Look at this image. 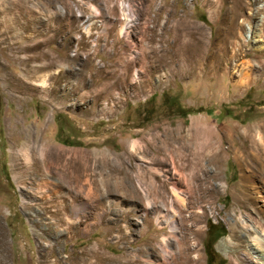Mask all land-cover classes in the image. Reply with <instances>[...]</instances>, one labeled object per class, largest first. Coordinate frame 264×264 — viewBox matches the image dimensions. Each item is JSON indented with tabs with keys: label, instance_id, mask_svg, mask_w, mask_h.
Wrapping results in <instances>:
<instances>
[{
	"label": "rangeland",
	"instance_id": "374dc122",
	"mask_svg": "<svg viewBox=\"0 0 264 264\" xmlns=\"http://www.w3.org/2000/svg\"><path fill=\"white\" fill-rule=\"evenodd\" d=\"M0 22V264H146V249L161 264L163 235L197 264L207 247L213 264H250L241 221L264 226V0H0ZM33 139L81 151L52 165L51 202L26 200L15 178V148ZM88 180L69 226L60 205L86 201L75 183ZM174 183L188 206L170 236L152 208Z\"/></svg>",
	"mask_w": 264,
	"mask_h": 264
},
{
	"label": "bare ground",
	"instance_id": "6f19581e",
	"mask_svg": "<svg viewBox=\"0 0 264 264\" xmlns=\"http://www.w3.org/2000/svg\"><path fill=\"white\" fill-rule=\"evenodd\" d=\"M165 5L166 4L164 2L163 7ZM131 10L132 9L129 8V13L131 15L128 13L127 15L125 14V17L127 19L129 17L132 18L136 15V12L131 11ZM1 23L2 22H0V25ZM3 25L4 27L8 29H13V26L11 24H8L7 22H5ZM121 31L124 35L128 33L126 27H123ZM22 39L24 41V37ZM260 40L261 39H258L257 41H260ZM38 140L36 139H33L32 141L25 140L26 142L20 148H15L17 151L15 152V155L13 157L14 161L16 162L19 159V156H21L24 161L23 162L24 164L22 166H20L19 163L17 162L15 163V178L19 181V183L22 184L21 187L24 188V190L26 191V193L24 194L26 200H31L30 195L31 197L37 198L39 196L38 195L39 191L42 190L41 191L42 195L46 193L45 196H47L48 201L51 202L50 199L52 197V194H47V191L52 190L53 192H60L58 188H62V182L52 179L51 175H49V172H51L52 165L59 164V162L62 161V159L67 154L73 157H78L81 154V151L78 149H69L65 146H57L54 144H50V143L45 142V139L44 141H38ZM135 144H136V141L133 142V146ZM261 167L264 173V162L261 164ZM151 168L152 170H155L154 167H151ZM192 168H195V166ZM198 170L199 171L201 170L205 174V172L209 171V165H207L206 163H203L199 165ZM173 173L179 174V169L177 168L175 164H173ZM61 175H64V174H61ZM248 176L245 175L242 180L246 181ZM27 179H30L32 181V184L36 186L34 190L29 191L28 188L26 187ZM52 185L55 186V188L53 187L54 189L57 188L58 190L51 189ZM75 186H76L75 190L77 192H84L83 194H85L86 201L76 199L74 195L75 192H73V194L71 195L72 200H71L70 208L67 209V205H63L61 203L62 204L60 205L61 208L58 210V211H62L63 212L62 214H64V217H60L59 220L68 223L69 226L72 225L71 219L73 217L79 216V214L82 211H84L86 208L89 207L91 200L93 199L92 196L94 195V191H95L92 186V182L90 180H88V183L86 186L80 185V183L78 182L75 183ZM181 188L182 187L178 186L177 183L172 184L171 189L173 192V197L169 199L167 203L164 204L165 207L162 208L161 206L159 207L157 205H153V208H152L155 211V212L153 211L155 213L154 219L156 220L157 224L162 226L160 227V229H164L166 228L165 226H167L170 231V236L175 235V232L178 230L179 225H180V219L178 218V215H179L178 213H180V210L177 208V206H182L183 208H187L188 206L186 204V198L182 193L183 189ZM258 194L260 196L258 201H264V191H258ZM54 203H57L55 204L57 206L59 205V202L57 200ZM26 204H27L26 207H28L29 210L34 211L36 209L35 203L33 204L32 202H30ZM152 204L153 202L150 199H148L147 204L145 206L146 210ZM33 221L34 223H36V225H39V220L36 219V216H34ZM249 221L248 220L241 221L248 234L246 235L247 239L245 241L246 255L251 258V259L249 258L250 264H264V226H262L257 219L252 221L251 223ZM146 223L151 224L152 221L149 218H147ZM147 224H145V227H147ZM54 233L55 235H60L61 229L59 230L56 229ZM162 242H163L162 250L164 254L162 257L163 262L161 264H171V258H173L174 260V262L172 263H175V264H197V262L200 260L199 257H197L198 254H195V257H197L196 259L195 257L192 258V257L187 256V253L184 254V242L182 241H178L179 248H180V251L178 253L173 252L174 250L170 248L169 240L165 235L162 236ZM230 243H231V240L230 242H223V250L229 256L232 252L231 247L229 246ZM57 245L58 243H54L53 241H49L48 243L43 245L44 246L43 256L48 257L47 255H50L53 251H55ZM91 252H94V250H91ZM149 252L146 249L145 251V254L147 256L146 264H159L161 261L159 263H156L151 258V255H150L151 252L150 253ZM111 260L113 261L116 259L112 258ZM68 262L72 264H98L97 261H93V260L91 261L89 258L85 257L84 255L76 256L73 254L67 256V259L63 261V263H66V264ZM107 264H111V263H107Z\"/></svg>",
	"mask_w": 264,
	"mask_h": 264
},
{
	"label": "trees",
	"instance_id": "16d2710c",
	"mask_svg": "<svg viewBox=\"0 0 264 264\" xmlns=\"http://www.w3.org/2000/svg\"><path fill=\"white\" fill-rule=\"evenodd\" d=\"M216 227L215 224L211 223V226L209 228V231L212 230V228ZM221 230L224 231L225 227H221ZM207 252H208V257H209V264H213L214 260H213V256H214V252L210 247H207Z\"/></svg>",
	"mask_w": 264,
	"mask_h": 264
}]
</instances>
